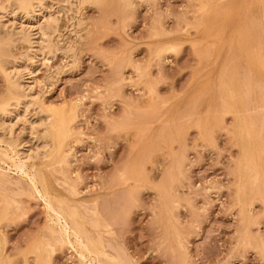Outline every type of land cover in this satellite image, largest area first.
I'll return each mask as SVG.
<instances>
[{"label":"rangeland","instance_id":"374dc122","mask_svg":"<svg viewBox=\"0 0 264 264\" xmlns=\"http://www.w3.org/2000/svg\"><path fill=\"white\" fill-rule=\"evenodd\" d=\"M42 1L50 54L19 39L27 17L0 19V103L27 107L0 117V154L53 143L28 163L36 187L77 206L107 258H79L0 155V264H264V0ZM46 113L63 135L44 138Z\"/></svg>","mask_w":264,"mask_h":264},{"label":"bare ground","instance_id":"6f19581e","mask_svg":"<svg viewBox=\"0 0 264 264\" xmlns=\"http://www.w3.org/2000/svg\"><path fill=\"white\" fill-rule=\"evenodd\" d=\"M8 2H9V0H7ZM13 2H14V4H13V6L11 5L12 3L10 2V4L8 3V5H7V7L5 6V8H2V10H1V16H0V19H3L4 20V18L5 17H7V16H10V18H13L15 15H16V13L18 14V13H20V14H22L23 16H25V17H27V19L30 21V23H29V26L27 27V30H28V32H22L21 33V31H20V33H16L18 36H21L19 39L20 40H22L23 42H25V44L27 43L28 45V47L31 49V50H33L32 48H33V45H35V44H37L40 48H41V55L43 54V56L44 55H47V53L49 52V54L51 53L50 51H49V49L51 48V45H53V44H51L52 42H53V40H51V39H53V36L54 35H56V30H57V28H55V25H56V20H55V18L53 17V16H51V14L49 15H47V17L46 16H44V14H45V12H47V11H45V6H44V3L45 2H43L42 0H12ZM48 1V0H47ZM106 0H74V2H73V0H72V3H74V4H76V5H74V6H76L75 8L76 9H78V8H83L84 6H89V5H91V6H101V5H103L104 4V2H105ZM126 1V0H125ZM129 1V0H128ZM131 1V0H130ZM132 2V1H131ZM69 3V2H68ZM126 3V2H125ZM71 3H70V6H69V9H70V7H71ZM128 5V4H127ZM130 5V4H129ZM132 5V4H131ZM73 8V7H72ZM71 8V9H72ZM68 9V10H69ZM70 9V10H71ZM47 10V9H46ZM17 11H19V12H17ZM45 11V12H44ZM49 13H50V11H49ZM47 14V13H46ZM13 16V17H12ZM17 16V15H16ZM76 16V15H75ZM18 18V17H17ZM76 18V17H75ZM6 19V18H5ZM23 19V18H22ZM72 19V18H71ZM78 20V19H77ZM10 21V20H9ZM12 21V20H11ZM8 22V21H7ZM6 23V22H5ZM4 26H5V24H3ZM2 25V21H0V27L1 26H3ZM7 25V24H6ZM20 25H21V23H20ZM3 26V27H4ZM13 26V25H12ZM78 26H80V25H78ZM22 27H23V25H22ZM22 27H20V29H22V31H24V27H25V24H24V27L22 28ZM1 29V28H0ZM4 28H2V30H3ZM25 29H26V27H25ZM26 30V31H27ZM59 30V29H58ZM13 31H15V30H13ZM35 33H34V32ZM58 32V31H57ZM55 33V34H54ZM1 34V33H0ZM20 34V35H19ZM54 34V35H53ZM4 35L5 36H7L8 35V32H7V35H6V32L4 33ZM10 35H11V33H10ZM15 36V34H12V36ZM32 35H34V37L35 36H38L39 38L38 39H41V41H39L40 43H38V42H33L32 40H31V36ZM53 35V36H52ZM7 37H10L9 35L7 36ZM17 37V36H16ZM33 37V36H32ZM52 37V38H51ZM55 37V36H54ZM1 39H3V36L2 37H0ZM17 38V39H18ZM37 38V37H36ZM56 38H57V35H56ZM4 39H6V38H4ZM3 39V40H4ZM8 39V38H7ZM18 39V40H19ZM2 40V41H3ZM16 40V39H15ZM34 40V39H33ZM37 40V39H36ZM52 41V42H51ZM1 42V41H0ZM8 42V41H7ZM15 42V41H14ZM54 43V42H53ZM24 44V43H23ZM54 46V45H53ZM39 47H37L36 49H38ZM28 48V49H29ZM27 49V48H26ZM29 49V51L27 50V52H30L31 50ZM35 49V48H34ZM70 49V48H69ZM72 49V48H71ZM70 49V50H71ZM52 50V49H51ZM57 50V49H56ZM68 50V49H67ZM26 51V50H25ZM66 51V50H65ZM32 52V51H31ZM36 52H39L38 50L36 51ZM35 53L33 52V55H34ZM41 55H39V56H41ZM27 56H31V55H27ZM24 57H26L25 56V54H24ZM23 58V57H22ZM27 58V57H26ZM28 58H30V57H28ZM27 58V59H28ZM20 59V58H19ZM24 60V59H23ZM29 60H31V58L29 59ZM28 60V61H29ZM17 61V60H16ZM15 61V62H16ZM19 61H21V60H19ZM26 61V60H25ZM14 62V63H15ZM22 62V64H24L23 63V61H21ZM20 62V63H21ZM11 63V66H12V62H10ZM18 64V63H17ZM26 64V63H25ZM6 65V64H5ZM2 66V65H1ZM7 66V65H6ZM10 66V65H9ZM14 66V65H13ZM12 66V67H13ZM21 67V66H20ZM19 68V67H18ZM23 68H25V66H22V68H20V69H22V71H23ZM3 71V75L5 76V81H6V83H7V86H8V92H10V94H11V96H13L14 95V93H15V91L17 90V89H19V87H21L23 84H21L22 82H18V80L19 79H21V77L20 76H22L23 77V74L21 75V73H22V71L21 70H17V69H15L14 70V68L13 69H11L10 67H9V69L7 68H3L2 69ZM27 70V69H26ZM30 71V70H29ZM24 72H25V70H24ZM25 75V74H24ZM26 75H28V73L26 74ZM25 75V76H26ZM23 81L25 80L24 79V77H23V79H22ZM26 81V80H25ZM27 83H28V81H27ZM20 84H21V86H20ZM26 84V83H25ZM24 86V85H23ZM23 86H22V88H23ZM28 90L27 91H29V84H28V87H26ZM7 89V88H6ZM21 89V88H20ZM25 89V88H24ZM23 89V90H24ZM24 91H26V90H24ZM23 91V92H24ZM10 96V97H11ZM25 97H29V95L27 94ZM33 101H35L34 100V97H30ZM29 98V99H30ZM16 99H18V98H16ZM25 99H27V98H25ZM19 101L20 100H16L14 103H12V100H9V101H7V102H3V103H0V117L1 118H4V117H6V116H8L9 114H10V112L12 111V106H14V105H16V107H17V105H19V104H21L22 102L21 101H25V100H21L20 102L21 103H19ZM28 100H26V102H27ZM31 101V100H30ZM37 102V101H36ZM34 103V102H33ZM25 103H22V105H24ZM28 104V103H27ZM29 104H31V103H29ZM22 105H21V107H22ZM33 105H35V103L33 104ZM25 107H26V105H24ZM29 106V105H28ZM20 107V108H21ZM25 107H23V108H25ZM37 107V106H36ZM13 108H15V107H13ZM23 108H22V110H23ZM27 108V107H26ZM16 109V108H15ZM39 109V108H38ZM20 110V109H19ZM40 110V109H39ZM14 111H16V110H14ZM14 111H12L14 114H15V112ZM21 111V110H20ZM19 111V112H20ZM24 111H25V109H24ZM38 111V110H37ZM42 111V110H41ZM40 111V112H41ZM11 112V114H13ZM22 112V111H21ZM20 112V113H21ZM40 112H39V114H40ZM42 112H44V111H42ZM41 112V113H42ZM23 113V112H22ZM38 114V115H39ZM47 114V116H46V118L45 119H43V121L44 120H46L45 121V123H49L47 126H48V128L47 129H45V130H43L44 128H46V127H43L44 125H46L44 122H43V126H42V124L40 125V124H38V127L39 126H42V130H43V132L45 131L46 132V137H44L45 139H49V137L51 138L52 137V134H54V133H56V134H59V135H61L63 132H64V128H63V126H62V123H61V121H56L55 120V118H54V116L52 115V114H49V113H46ZM20 115V114H19ZM19 115H16V116H14L15 118H18V116ZM24 115V114H23ZM40 115H42V114H40ZM45 114L43 113V116H44ZM57 115V114H56ZM11 117H13L12 115H10ZM25 117H26V115H25ZM15 118H13V119H15ZM20 118V117H19ZM24 118V117H23ZM47 118L49 119V120H47ZM52 118H53V122H52ZM12 119V118H11ZM11 119H9V120H11ZM8 120V121H9ZM25 118H24V122H25ZM3 121V120H2ZM1 120H0V122L2 123V125H6V122H5V124H3V122H2ZM7 121V122H8ZM28 121V120H27ZM25 122L26 124H28V122ZM39 121V120H38ZM37 121V122H38ZM47 121H49V122H47ZM12 122V121H11ZM40 122H42V120H40ZM39 122V123H40ZM9 123V122H8ZM11 124V123H10ZM32 124V123H31ZM30 124V125H31ZM36 124V123H35ZM1 125V126H2ZM37 125V124H36ZM32 126H33V124L31 125V127H29V128H32ZM3 128H5V126L3 127ZM6 128H8V126L6 125ZM5 128V129H6ZM34 129H35V125H34V127H33ZM32 128V129H33ZM28 129V128H27ZM8 130H11V128L10 129H8ZM29 130V129H28ZM41 130V131H42ZM27 131V130H26ZM9 132V131H8ZM30 131H28V133H29ZM31 132H32V130H31ZM30 132V133H31ZM30 133H29V135H30ZM5 134H7V133H5ZM32 134H33V132H32ZM41 134V133H40ZM8 135H9V133H8ZM8 135H6V136H8ZM34 135V134H33ZM42 135V134H41ZM63 135V134H62ZM30 136H32V135H30ZM32 139H33V136L31 137ZM62 138V137H61ZM11 139V138H10ZM35 139V138H34ZM37 139V138H36ZM41 139H43V137L41 136ZM40 139V140H41ZM39 140V139H38ZM44 140V139H43ZM61 140H63V139H61ZM0 141H1V139H0ZM19 141V140H18ZM35 141V140H34ZM45 141V140H44ZM31 142V141H30ZM62 142V141H61ZM60 142V143H61ZM13 143V142H12ZM21 143L22 142H20V144L18 143L17 144V142H16V144L15 145H13L12 144V146L9 148V150H5V151H3L2 152V154H0L1 155V157H3L4 159H6L8 162H9V166L10 167H13L14 168V170L17 172V173H19V174H21L22 176H25V178H27V180L33 185V187H34V189H35V191H36V194H38L41 198H42V200L44 201V203H45V206L44 207H46V210L48 211V215L50 216H48V219H50L51 218V222H53L56 226H58V233L63 237L62 239H64V241L67 243V244H69L70 246H71V249L73 248H75V246H76V248L79 250L78 252V255H79V258H81V259H85L86 260V258L87 257H89V256H91V255H93V260H95L96 261V259L98 258V256H103V257H105V258H107V256L102 252V250H100L99 249V246H98V248H97V245H96V243H95V241L93 240V239H90V238H87L85 235H84V232H82L80 229H79V227L80 228H82V226L85 224V222H84V220H83V216H81L80 214H79V211H78V208H77V206H75V205H73V204H69V203H67V201L66 200H62L61 201V199H59L60 200V202H56L58 205L61 203L62 205H64V206H66V211H63L62 210V208L61 207H58V208H56V207H54L53 205H52V203H51V201H50V199L48 198V196H47V194H45V192L44 193H42L40 190H38V188L36 187V175H35V172L33 171V166L34 165H28V163L30 162V161H32V160H34V159H36V158H40V157H48V155L50 154H48V152L47 153H45V152H41L40 151V154L39 153H37V151L38 150H42V149H45L46 148V146L48 147V145H47V143H43L42 144V146L41 145H38V146H40V147H38V146H36L37 147V149H36V147H34L36 150H35V152L36 153H34V155H33V153H29L30 151H28V150H30L31 149V151H34L33 150V147H30L28 150H25L24 149V147L23 146H20L21 145ZM24 143V142H23ZM27 143V142H26ZM26 143H25V145H26ZM42 142H40V144H41ZM60 143H58L57 145H59ZM3 144V143H2ZM31 144V143H30ZM35 144H36V142H35ZM53 144V143H52ZM52 144L50 145V148L48 147V149H52ZM28 145V144H27ZM32 145V144H31ZM56 145V146H57ZM9 146V145H8ZM55 146V147H56ZM26 147V146H25ZM29 147V146H28ZM39 148V149H38ZM41 148V149H40ZM53 150V149H52ZM43 151V150H42ZM64 153V152H63ZM62 154V153H61ZM64 154H66V157H67V159H72V158H74V154H73V152H72V150L70 149V148H68L66 151H65V153ZM73 160V159H72ZM69 164V163H68ZM6 171V170H5ZM10 171V170H9ZM15 172V173H16ZM14 173V172H13ZM39 173V172H38ZM43 174V173H42ZM44 182V181H43ZM69 187H71V189H73V187L72 186H69ZM50 196V195H49ZM40 198V199H41ZM51 198V197H50ZM54 200V199H53ZM56 201V200H55ZM54 203V202H53ZM60 204V205H61ZM57 205V206H58ZM65 209V208H64ZM66 212V213H65ZM67 216H69L70 217V219H72L73 220V222H69L68 221V219H67ZM71 220V221H72ZM50 221V220H49ZM3 227V226H2ZM48 229V228H47ZM55 229V228H54ZM51 231V230H50ZM87 231V230H86ZM57 233V232H56ZM87 233H88V231H87ZM49 234V233H48ZM89 234V233H88ZM53 239V238H52ZM73 240V241H72ZM61 241V240H60ZM97 241V240H96ZM63 242V241H62ZM0 248H1V246H0ZM102 248V247H101ZM75 252V251H74ZM0 253H1V249H0ZM4 253V252H3ZM76 254V253H75ZM2 256H4V255H2ZM39 257V256H38ZM92 260V259H91ZM94 261V262H95ZM114 261V260H113ZM93 264V263H92ZM97 264H100V263H98L97 262ZM110 264V263H109ZM111 264H113L112 262H111ZM114 264H116V263H114Z\"/></svg>","mask_w":264,"mask_h":264}]
</instances>
